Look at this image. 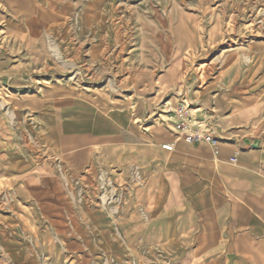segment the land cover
I'll return each mask as SVG.
<instances>
[{
	"label": "crops",
	"instance_id": "1",
	"mask_svg": "<svg viewBox=\"0 0 264 264\" xmlns=\"http://www.w3.org/2000/svg\"><path fill=\"white\" fill-rule=\"evenodd\" d=\"M5 1L0 50L22 51L29 59L0 56V78L22 97L54 101L39 107L43 138L28 151L18 148L0 119V186L14 197L7 222L15 229L13 241L48 243L62 236L76 224L65 195L79 188L94 194L101 176L117 189L125 242L160 252L168 264H264V85L256 87L237 64L211 82L192 125L210 136L209 143L188 145L156 120L143 129L139 90L145 84L146 92L158 93V85L148 87L156 79L122 82L134 106L103 119L75 101L78 91L48 88L45 83L58 80L32 58H42L47 20L62 13L43 11L41 0H25L31 10L24 0L17 10L15 0ZM133 51L125 56L137 65L141 48ZM35 68L39 74L33 75ZM68 94L69 107L62 102ZM165 144L173 151L162 150Z\"/></svg>",
	"mask_w": 264,
	"mask_h": 264
},
{
	"label": "rangeland",
	"instance_id": "2",
	"mask_svg": "<svg viewBox=\"0 0 264 264\" xmlns=\"http://www.w3.org/2000/svg\"><path fill=\"white\" fill-rule=\"evenodd\" d=\"M4 2L0 0V12L6 11ZM23 4L31 10L25 0ZM38 6L62 13L59 19L47 20L51 29L42 37V58L31 56L58 80L45 85L78 91L75 101L103 119L116 108L134 106V97L121 88L122 82L137 76L156 79L148 87L159 88L154 94L142 84L139 90L144 94L143 129L156 120L173 131L179 107L188 109L195 125V115L211 95L207 87L231 64L250 74L256 87L264 85V0H41ZM136 46L142 53L137 65L125 56ZM0 56L29 59L22 51L0 50ZM34 70L33 75L39 74ZM69 94L62 100L68 107ZM150 101L153 108L147 110L145 102ZM53 102L22 97L11 82L0 78V119L21 151L43 138L37 111ZM96 185L100 188L95 187L94 194L79 188L65 195L75 209L76 224L48 243L13 241L15 229L7 222L14 197L0 186V264H168L159 258L160 252L125 242L117 189L101 176ZM67 190H72L70 184Z\"/></svg>",
	"mask_w": 264,
	"mask_h": 264
},
{
	"label": "built area",
	"instance_id": "3",
	"mask_svg": "<svg viewBox=\"0 0 264 264\" xmlns=\"http://www.w3.org/2000/svg\"><path fill=\"white\" fill-rule=\"evenodd\" d=\"M175 124L173 126L174 133L188 145H195L199 143H209L210 136L200 134L192 129L191 117L187 108L179 107L174 114ZM162 150L167 152L173 151L172 144H165L161 146Z\"/></svg>",
	"mask_w": 264,
	"mask_h": 264
}]
</instances>
